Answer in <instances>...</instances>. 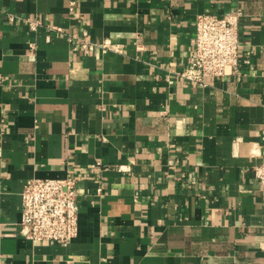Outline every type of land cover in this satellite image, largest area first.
I'll use <instances>...</instances> for the list:
<instances>
[{
  "label": "crops",
  "instance_id": "0c3cea01",
  "mask_svg": "<svg viewBox=\"0 0 264 264\" xmlns=\"http://www.w3.org/2000/svg\"><path fill=\"white\" fill-rule=\"evenodd\" d=\"M71 1L0 0V264H264V0ZM238 9L251 63L182 78L198 14ZM67 177L79 235L27 238L26 181Z\"/></svg>",
  "mask_w": 264,
  "mask_h": 264
},
{
  "label": "built area",
  "instance_id": "2783aa9c",
  "mask_svg": "<svg viewBox=\"0 0 264 264\" xmlns=\"http://www.w3.org/2000/svg\"><path fill=\"white\" fill-rule=\"evenodd\" d=\"M79 0H72L75 12ZM240 9L218 16L201 13L197 16V32L193 61L180 71V76L200 86H208L207 78L239 75L251 63V52L241 54ZM32 29L37 20L27 18ZM82 46L93 44L86 37L74 36ZM51 39L50 36L47 38ZM103 49L123 51L121 44L105 39ZM1 155V148H0ZM254 173L264 190V154ZM76 180L67 178H30L22 191V234L35 242L71 243L80 233L79 201Z\"/></svg>",
  "mask_w": 264,
  "mask_h": 264
}]
</instances>
